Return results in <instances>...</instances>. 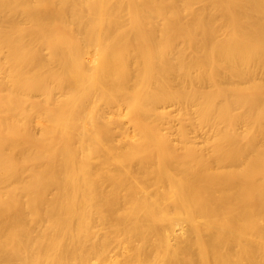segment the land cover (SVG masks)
<instances>
[{
	"label": "bare ground",
	"instance_id": "6f19581e",
	"mask_svg": "<svg viewBox=\"0 0 264 264\" xmlns=\"http://www.w3.org/2000/svg\"><path fill=\"white\" fill-rule=\"evenodd\" d=\"M0 264H264V0H0Z\"/></svg>",
	"mask_w": 264,
	"mask_h": 264
},
{
	"label": "rangeland",
	"instance_id": "374dc122",
	"mask_svg": "<svg viewBox=\"0 0 264 264\" xmlns=\"http://www.w3.org/2000/svg\"><path fill=\"white\" fill-rule=\"evenodd\" d=\"M200 140V139H199Z\"/></svg>",
	"mask_w": 264,
	"mask_h": 264
}]
</instances>
